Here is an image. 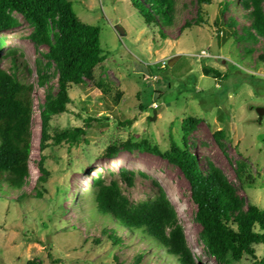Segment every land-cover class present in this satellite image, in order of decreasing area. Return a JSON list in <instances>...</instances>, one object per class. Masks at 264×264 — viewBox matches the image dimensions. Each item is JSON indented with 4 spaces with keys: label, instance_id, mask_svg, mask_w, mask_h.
<instances>
[{
    "label": "rangeland",
    "instance_id": "1",
    "mask_svg": "<svg viewBox=\"0 0 264 264\" xmlns=\"http://www.w3.org/2000/svg\"><path fill=\"white\" fill-rule=\"evenodd\" d=\"M71 1L82 22L99 27L105 60L95 69L94 81L70 90L69 111L53 118L55 129L83 128L86 135L78 146L63 144L47 150L46 182L40 180V111L46 89L53 94L58 90V73L44 57L48 48L31 41L33 28L20 15L15 14L16 29L0 32L5 43L0 66L11 73L7 52L17 51L24 56L19 59L17 74L34 85L30 178L19 201L10 200L17 199L18 192L0 199V264H27L30 260L115 264V257L131 264L144 251L140 264H177L122 232L123 245L113 246L101 234L102 221L90 225L88 206L98 177L107 184L117 181L132 203L153 199L157 195L153 182L159 183L178 213L198 264H254L250 257L220 263L206 252L199 236L201 228L194 220L197 207L190 185L179 168L135 149L106 155L109 146L128 140H146L163 153L170 149L171 141L182 146L183 120L197 118L186 141L201 167L207 169L210 163L219 169L244 201V209L250 204L264 208V118L259 123L256 113V108L264 107V38L247 42L230 38L229 31L217 36L215 26L216 21L222 27L233 18L242 35V29L251 26L250 11L240 0L223 15L224 0H212L210 5L206 0H173V21L161 28L145 25L130 0ZM260 8L264 15V0H260ZM116 27L125 35L120 36ZM37 61L47 73V87L38 84ZM204 67L229 78L207 77ZM99 82L122 92L118 105L102 95L96 86ZM218 131L223 137L215 136ZM122 170L137 174L132 187L122 180ZM254 250L264 261V245Z\"/></svg>",
    "mask_w": 264,
    "mask_h": 264
},
{
    "label": "trees",
    "instance_id": "2",
    "mask_svg": "<svg viewBox=\"0 0 264 264\" xmlns=\"http://www.w3.org/2000/svg\"><path fill=\"white\" fill-rule=\"evenodd\" d=\"M130 2L147 26L164 28L173 21V0ZM240 2L245 10L250 11L248 17L252 20L251 26L244 27L240 35L236 30L238 23L233 18L224 22L222 27L220 21H216L217 36L229 31L230 38L257 42L259 38H264V15L260 0ZM206 3L210 5L212 0H206ZM229 5L237 7L238 2L222 1L220 14L228 11ZM15 14L33 28L29 36L31 41L37 46L48 48L44 57L58 73V90L53 94L52 89H46L40 111L39 165L43 174L40 180L46 182L49 176L44 167L47 150L63 144L78 146L86 135L83 128L55 129L53 118L69 111L68 106L72 103L70 90L73 87L94 81L95 69L104 62L105 54L101 47L99 27L82 22L74 12L71 0H0V32L19 26ZM186 26L188 28V23ZM4 46V41L0 40V51ZM7 57L11 59L13 69L10 73L0 66V199L8 198L10 192H18L17 199L10 200L19 201L24 197L21 191L30 178L34 85L25 83L17 74L19 59L24 56L9 50ZM40 64L37 61L38 84L47 87L49 79ZM202 71L205 76L215 80L229 78L228 74L211 67H204ZM96 86L104 97L119 104L122 92L101 82L96 83ZM198 121L197 118L186 117L183 120V145L171 141L167 152L163 153L159 147L151 146L146 140L139 143L128 140L118 146H109L106 155L113 156L119 149H135L160 156L179 168L190 185L191 199L197 207L194 220L201 228L199 236L206 252L220 263L240 262L250 257L254 264H264L254 250L255 246L264 245V208L250 204L244 209V201L237 196L235 188L219 169L210 163L207 169L201 167L197 155L186 141ZM215 136L223 137V132L218 131ZM120 176L132 187L137 174L122 170ZM153 186L157 190L153 199L132 203L123 194L117 181L107 184L102 177H98L93 183L92 199L88 206L91 210L90 225L102 221L101 234L107 236L113 246L123 245L124 239L119 233L122 232L131 239L138 238L147 245L146 248L149 246L150 249L161 251L167 259L177 264H198L172 202L159 183L154 181ZM95 242L99 243V240ZM144 252L136 255L131 264H140ZM114 260L115 264H123L117 257ZM27 264L40 263L30 260Z\"/></svg>",
    "mask_w": 264,
    "mask_h": 264
},
{
    "label": "water",
    "instance_id": "3",
    "mask_svg": "<svg viewBox=\"0 0 264 264\" xmlns=\"http://www.w3.org/2000/svg\"><path fill=\"white\" fill-rule=\"evenodd\" d=\"M116 31H117V33L120 36H124L125 35V32L120 27H116ZM172 64H173V61H170L169 65H172ZM256 113L258 115V122L261 123L262 120H263V118H264V107H258V108H256ZM155 116H156V111H154V117H153V119L156 118Z\"/></svg>",
    "mask_w": 264,
    "mask_h": 264
}]
</instances>
